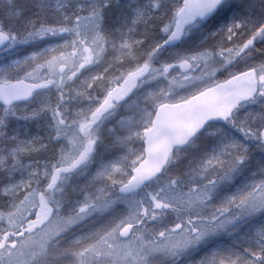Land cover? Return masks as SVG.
Masks as SVG:
<instances>
[{
    "label": "snow or ice",
    "instance_id": "1",
    "mask_svg": "<svg viewBox=\"0 0 264 264\" xmlns=\"http://www.w3.org/2000/svg\"><path fill=\"white\" fill-rule=\"evenodd\" d=\"M0 264H264V0H0Z\"/></svg>",
    "mask_w": 264,
    "mask_h": 264
}]
</instances>
